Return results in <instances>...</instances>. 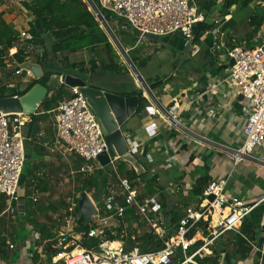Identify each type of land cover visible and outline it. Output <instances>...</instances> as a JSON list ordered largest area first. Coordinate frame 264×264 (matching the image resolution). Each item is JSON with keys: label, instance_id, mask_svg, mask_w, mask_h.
Instances as JSON below:
<instances>
[{"label": "built area", "instance_id": "2783aa9c", "mask_svg": "<svg viewBox=\"0 0 264 264\" xmlns=\"http://www.w3.org/2000/svg\"><path fill=\"white\" fill-rule=\"evenodd\" d=\"M22 0H1L2 7L13 6ZM88 9L102 22L111 40L119 47L122 55H127L133 70L139 71L132 58L108 23L103 9L111 12L116 19L123 18L126 25L138 31L140 37L146 33L158 34L161 37L175 32L181 33L187 41H192L195 36L196 25L205 20V16L198 11L194 0H84ZM264 7V0H257ZM100 15L103 17L101 18ZM99 21V22H100ZM222 18H216L211 33L214 39L215 49L225 46L221 41L224 32ZM26 27L17 31L18 41L10 47L7 55L6 69L19 75L26 72L27 78L33 79L31 71L21 68L22 62L14 56L19 46H25L28 53L25 61L37 62L31 57L32 53L42 55V44L33 43L34 36ZM263 37V41L255 47H247L245 42L234 43L226 47L227 57L233 59L221 82L227 85V89L233 90L234 96H241L248 101L246 107L247 118L243 124L244 140L239 147L219 146V150L227 153L235 164L241 161H250L264 167V157H256L253 151L261 146L264 141V29L261 27L256 39ZM2 46L0 45V50ZM37 52H32V50ZM24 62V61H23ZM19 67V68H18ZM2 69L0 70L3 71ZM8 71V70H7ZM26 78V77H25ZM220 82L212 83L211 90H215ZM14 87V84L9 87ZM71 96L64 97L55 109L49 110L55 135L66 148L79 155L85 161L95 160L96 165L82 164L80 171L94 172L103 166L98 156L108 151L105 139L104 126L91 107L88 98L81 92L79 86H68ZM138 88L147 99L145 109H151L153 114L165 119L178 130H185L186 125L181 121L178 113L179 99L174 98L170 104L161 101L155 90L146 80L138 81ZM18 95V94H16ZM19 96V95H18ZM36 113L3 112L0 110V194L6 196L5 212L15 213L19 211V205L23 202V188L21 182L23 168L26 160V139L32 138L28 128L33 116L43 113L39 109ZM147 111V110H146ZM53 116V117H52ZM29 129V131H28ZM191 131V130H190ZM193 132V131H191ZM40 134V133H39ZM38 135V134H37ZM126 135L129 151L138 157L143 154L142 143L130 139ZM199 142L210 144L211 139L197 134ZM118 155L110 157L111 169L117 173L115 180H109L106 192L103 194L101 205L95 202L97 212L92 215L93 223L85 231L70 228L52 237L49 244L57 250L49 257V264H174L175 257L183 254V259L177 264H199L196 256L204 258L212 255L211 245L232 232L240 233L245 219L256 207L264 204V195L255 202H249L238 196H230L226 193L229 177L210 180L199 195V200L194 206L187 207L179 218L177 226L172 233H168L162 199L159 193L148 189L141 191L137 187V180L143 186L141 178L131 179L118 173ZM174 158L168 159V164L174 162ZM132 167V166H131ZM144 192V193H143ZM82 194V193H81ZM36 202L38 198L31 195ZM81 195H79L80 199ZM92 197V196H91ZM78 201H70L67 215V224H78L79 212L76 211ZM127 212L132 218L128 221ZM121 227L120 230H118ZM133 228L132 233L128 229ZM157 235L163 240V244L152 250L142 251L139 245L127 248L125 237L131 234L135 239L144 233ZM96 238L97 244L87 248L81 244L83 235ZM261 245L249 240L253 249L260 252L257 264H264V229ZM58 239L56 245L51 240ZM45 242L44 247L47 245ZM6 248L12 250L15 243L6 241ZM41 244V245H42ZM40 245V246H41ZM40 246L35 248L38 249ZM193 247L195 249L191 250ZM40 249V248H39ZM252 249V250H253ZM48 253V252H47ZM4 264H13L12 262Z\"/></svg>", "mask_w": 264, "mask_h": 264}, {"label": "crops", "instance_id": "0c3cea01", "mask_svg": "<svg viewBox=\"0 0 264 264\" xmlns=\"http://www.w3.org/2000/svg\"><path fill=\"white\" fill-rule=\"evenodd\" d=\"M194 4L205 16V20L196 25L195 34L200 32L198 39L191 42L187 41L179 32L164 36H172L171 38L178 42L180 49L184 50L186 55L185 57L183 56L184 58H180L178 62H174L173 70H177V72L165 75L162 78H154L153 82H151V84L156 83L155 88L162 89L160 90V97L163 103L168 105L173 102L174 98L179 99L178 113L188 130H178L165 119L153 114L151 109L149 112L148 109H146L147 111L144 110L143 114L134 113L123 126L125 135L131 136V140H137L142 143V156L147 157V163H154L155 174L146 183L149 185L150 182H154V184L150 183L151 186L148 190L154 193L157 192L161 196L166 224L169 227L168 233H172L174 224L178 223L179 218L187 207L194 206L198 202L199 195H194L192 189L199 177L207 176L210 180L229 177L226 193L252 203L264 195V167L250 161H241L235 164L227 153L218 149L221 145L239 147L244 140L243 124L247 118L246 107L248 101L241 96H234L233 90L227 89V85L221 82V78L226 74L230 66V60L226 53L221 51L224 48L226 49L229 44H234L233 42H236L237 39L242 38L240 27L233 22V14L238 7V3L228 7L227 0H194ZM13 6L8 7L5 14ZM213 9H216V11L214 12ZM216 18H222V21H224L221 26V30L224 32L221 41L225 43V46L219 50L215 49L211 33ZM6 21L9 22L8 19ZM148 41L153 43L146 36L142 38L139 36L136 43H148ZM241 42L247 44L245 40H241ZM193 52L197 54L193 56L191 54ZM199 54H203V57L201 55L198 56ZM194 57H196L194 64L193 62L190 63L189 68L185 71H180L177 68L182 63L191 62ZM200 58H202L201 61H199ZM208 59H212L213 65L208 66ZM6 70L9 71L11 69L8 68ZM26 78L24 77L23 80L28 83L30 79ZM215 82H220V84L215 90H211L210 86ZM136 84L137 86L135 85L133 89L138 88V82ZM26 85H20V88L23 89ZM103 88L112 90L105 84H103ZM123 90L125 91L126 89ZM38 123L41 130L36 137L37 141H41L40 139L45 135L44 127L49 121L43 120ZM197 134L208 137L212 142L210 144L199 142ZM44 147V149H41L46 151L44 157L46 166L42 168L43 172L47 171L51 175L50 169L52 170L55 163L63 164L64 168L71 169L72 173L79 172L78 169H74V164L79 160L80 156L69 151L65 144L58 141L55 130L54 138L50 136L44 142ZM60 153L64 155V158H62ZM253 155L264 157V141L261 146H257L254 149ZM65 156L74 163H67ZM170 158H174L175 161L168 164L167 161ZM57 159L58 161H56ZM144 166L148 170V165L144 164ZM128 167H131V164ZM159 169L161 171L158 172ZM172 169L175 170L173 176L169 175L170 171H167ZM67 175L70 178V174ZM103 175L108 181H111V177H113L107 171H104ZM115 178L113 177L112 180H115ZM146 183L142 182L145 189H147ZM22 193L24 196L23 202L19 205V214L24 212L25 197H28L25 195L26 188H23ZM2 196L3 194H0V197ZM46 206L49 208L50 205L46 204ZM5 209L6 207L0 212V231L2 235L8 237L7 240L9 241L13 237L16 247L12 250H7V257L0 256V264L8 262L15 264L12 260L11 252L17 249V236L21 233V229H30V235L26 236L23 234L22 237L23 243L25 242L20 247L22 248L20 250V255L23 256L22 261L25 264H49L48 249L44 247V243L39 247L40 249L35 248V241L41 239L38 230L29 222L18 219L16 212H5ZM48 210L46 218L41 221H46L50 229L52 223L49 218L57 217L56 214L59 213ZM64 214L67 215L66 208ZM259 216L262 219L264 218L263 214ZM8 217H12V219L9 220ZM257 221L255 220L253 223L255 224ZM75 226L76 223L71 225L66 222L61 226V232L70 228L74 229ZM52 232L55 233V230L52 229ZM57 235L55 234L52 237ZM52 237L44 241L47 242ZM29 242L34 245L33 249H25ZM251 252L258 253L255 249Z\"/></svg>", "mask_w": 264, "mask_h": 264}, {"label": "trees", "instance_id": "16d2710c", "mask_svg": "<svg viewBox=\"0 0 264 264\" xmlns=\"http://www.w3.org/2000/svg\"><path fill=\"white\" fill-rule=\"evenodd\" d=\"M1 1V0H0ZM249 0H227L228 7L235 3H241L245 5ZM24 9L27 11V21H28V30L32 32L34 36L33 43L42 44L44 43V38L51 34L53 36V41L49 48H44V52L42 55L36 54L33 55V58L37 60L39 63H46L50 59H55L58 63V60L65 59L67 60L66 52H76L78 50H82L84 48H90L95 51L100 57L102 62L99 65H96V62L93 61V64L90 68L87 67H79L76 62H71L69 64H65V67H72L74 69H78L82 72H85L92 77L95 73L96 69H105L110 71H119L120 65L114 62L112 59L108 61L103 55L100 53L99 49L104 44L108 48V53L112 52V44L107 33L100 26L99 21L96 19L95 15L86 7H84L83 0H22L20 1ZM0 45L2 49L0 50V70L7 67L5 55L10 47H13L15 43L18 41L17 31L6 21L4 14L6 12L7 7H2L0 2ZM106 19L111 22L114 20L115 16L111 14V12L103 9L102 10ZM120 24L125 25V20L120 18L118 20ZM264 22V11L258 13L255 11L249 17V25L250 30L247 32V37L244 40H247V47H253L252 45H257L258 41L256 38L258 32L260 31ZM41 30L45 31V34H41ZM138 33V31H137ZM200 32L195 34L194 40H197ZM140 36V34H139ZM139 36L133 35L131 33V42L134 45ZM58 39V40H57ZM233 45V44H232ZM254 45V46H255ZM27 54L25 52V46H19L17 52L15 53V57L18 61H25ZM62 55V56H61ZM64 55V56H63ZM111 58V57H109ZM132 60L135 62L137 60L136 57H132ZM144 60L140 61V64L143 63ZM59 64V63H58ZM1 74V73H0ZM24 74V73H23ZM26 74V72H25ZM48 77H41L40 79H32L29 81L23 89L20 88L19 85H15L14 87H9L7 83H3L0 77V97L11 96V95H23L26 93L33 85L38 82L46 85L49 89V94L44 98L41 102L39 109L44 111L43 113L36 114L33 116L32 122L28 125L29 129L33 127L34 122H41L43 120H48L49 123L44 127L45 135L40 139L41 141H37V137H33L30 139H26V160L23 168V173L21 177V182L26 186V196H28L24 203V220L33 225V227L38 230L41 235V239H37L35 241L36 247L40 246L47 238H50L55 235L52 232L53 223L55 220L50 217L51 221L50 229L48 228L46 221H40L35 216L37 209V202L33 200L31 195L34 192H46L51 190V176L47 171L43 172L42 168H45L46 163L44 162V157L46 155V151H42L44 149V142L48 140L51 136L54 138V127L53 120H50L49 110L55 109L59 102L64 97L71 96L69 91V87L64 83H60L58 86L54 84L52 86L48 85V82L51 78V73L47 74ZM94 86H100L97 84H93ZM152 87L156 86V83L151 84ZM101 87V86H100ZM120 94H138L139 98V106L135 113L143 114L146 104L148 103L147 99L142 96V92L138 88H134L130 91L123 90L117 91ZM28 129V131H29ZM28 141V142H27ZM39 161L37 162V160ZM128 162L122 159H119L118 164V173L128 176L131 179L142 178L145 173L148 172L147 167H145V171L142 174H139L134 167H128ZM81 168V160L75 162L74 169H78L79 172L77 175L78 181V190L80 193L86 191L91 194L92 198L101 205L102 200V192L104 187H107L108 180L104 178L103 172L105 170L104 167H100L96 169L94 172H82ZM111 169V168H110ZM114 172V169H111ZM111 170L108 171L111 172ZM107 171V170H106ZM105 171V172H106ZM41 172V173H40ZM117 172L115 171V174ZM109 174V172H108ZM117 175V174H116ZM115 178V177H114ZM210 179L207 176L199 177L193 186L194 195H200L203 188L208 184ZM146 185H148L146 183ZM101 189V190H100ZM2 195V194H1ZM79 201V197L75 198ZM63 199L61 200V202ZM70 205V201H66L64 204L66 210L68 211V207ZM6 207V196L3 195L0 197V212ZM49 208L55 212L57 211L58 204L50 203ZM76 211L79 212L78 206L76 207ZM16 215L21 218V213L16 212ZM133 215L130 212H127L126 218L129 221ZM177 224L175 223L173 228ZM76 230L85 231L89 228V224L86 223H78L76 224ZM121 227L118 229L120 230ZM174 231V230H173ZM172 231V232H173ZM18 237V236H17ZM255 237V228L253 222L249 219V216L243 222L240 233L236 234L235 242L240 245V252L243 257H245L250 251H252L253 247L249 243V240H254ZM7 238L1 234L0 231V256L7 257L8 252L6 248ZM98 240L96 238L88 237L86 234L83 235L81 239V244L86 246L87 248H92L97 244ZM125 243L127 248H132L134 245H139L142 251H148L152 249H156L163 244V240L157 238V235L151 233H144L143 235H138L133 239L131 234L125 237ZM47 252L49 257L52 253H54L57 249L52 247L49 242H47ZM195 249L193 247L191 250ZM183 259V254L179 253L175 259L174 264L179 263ZM199 264H219L220 260L217 256L207 255L204 258H200L196 256Z\"/></svg>", "mask_w": 264, "mask_h": 264}, {"label": "rangeland", "instance_id": "374dc122", "mask_svg": "<svg viewBox=\"0 0 264 264\" xmlns=\"http://www.w3.org/2000/svg\"><path fill=\"white\" fill-rule=\"evenodd\" d=\"M84 6H87L86 2L83 0ZM88 7V6H87ZM1 8V6H0ZM214 12L216 9H213ZM257 11L258 13H261L264 11V7L258 4L257 0H249L245 5H242L241 3H238V7L234 11V19L233 22L236 23V26L240 27L241 31L240 33L242 34V38H239L236 40V42L233 43H242L247 37V32L250 30V25H249V17ZM27 11L23 9V6L21 5V2L17 3L15 6L11 7L10 10L5 14L6 20L8 19L9 24L15 29V31L19 30L20 28L26 27L27 24ZM100 21V20H99ZM100 26L102 29L106 32L105 26L102 24L100 21ZM108 23L112 26V28L115 30L116 34L119 36L123 46L127 48L128 55L131 58L136 57L137 60L134 62L138 68V70L141 72V74L144 76L146 81L151 84L153 82L154 78H162L165 75L168 74H173L177 72V70H173L174 68V62H178L180 58L185 57V52L184 50H181L179 45L177 44L178 42L174 39H172V36L169 37H164L159 41H154L152 40L153 43H135L132 45L131 42V33L135 36H139V33H137L136 30H133L129 25H122L118 21V19L114 18L111 22L108 21ZM234 23V24H235ZM107 33V32H106ZM108 35V34H107ZM237 35V34H236ZM240 36V34L238 33ZM109 36V35H108ZM110 38V37H109ZM149 39V38H148ZM53 41V36L51 34H48L44 38V43L43 47L49 48L51 43ZM112 44V52L108 53V48L103 44L102 47L99 49L100 53L103 55L104 58H106L108 61L111 59L118 63L120 65V70L119 71H110V70H105V69H96L95 73L92 75L95 79H97L100 83L105 84L109 89L112 90H119L122 91L123 89L126 90H131L133 87L136 85L137 86V78L134 75L132 71V66L129 63V59L127 55H122L119 51V47L111 40ZM247 41V40H245ZM145 42V41H144ZM203 44V43H202ZM260 43L258 42L257 45ZM187 45V44H186ZM255 45V44H254ZM252 45L253 47H255ZM229 47L232 46V44L228 45ZM251 48V47H250ZM223 51L227 53V50L224 48L222 49ZM32 52H37L35 49L32 50ZM33 54L31 57H33ZM193 56L197 53H191ZM67 55V60L65 59H59L58 63L63 66L65 64H69L71 62H76L79 64V67H87L90 68L93 64V61L96 62V65H99V63L102 62L101 57L93 50L90 48H84L82 50H78L76 52H66ZM203 57V54H199L198 56ZM62 56V55H61ZM64 56V55H63ZM184 56V57H183ZM189 56V55H188ZM111 57V58H109ZM196 57L191 59L190 61H187L186 63H182L179 65L177 68L181 71H185L186 69L189 68L190 63L195 62ZM202 58H200L199 61H201ZM144 60L143 63L140 64V61ZM208 66L213 65L212 59H208ZM198 63V62H197ZM200 65V63H198ZM28 74H15L13 72H9L7 70L1 71L0 77L3 81V83H7L9 86L10 84L14 85H24L27 84L26 81H24V77H27ZM45 76V75H44ZM49 75L46 74L45 77H48ZM27 79V78H26ZM54 84H57L58 86L60 85V81L58 78H50L48 85L52 86ZM12 87V86H11ZM155 90L156 94L160 97V90L161 88L158 89V87H153ZM53 117V116H52ZM51 120V117H50ZM127 130V129H126ZM28 142V141H27ZM73 153V152H72ZM62 155V158H64V155ZM140 158V161L145 164L146 166L148 165V172L145 173L142 177V182L146 183L153 174H155V170L153 169L154 163L148 164L147 163V157L138 155ZM65 159L67 160V163L70 162V164H73L74 162L69 161L68 157L65 156ZM81 160L82 164H89V165H96L95 160L91 161H85L83 158H79ZM58 161V159L56 160ZM119 164V163H118ZM68 167V166H66ZM105 169L109 174L113 177H116L115 170L114 172L108 171V168H111L110 165L105 166ZM71 170V169H70ZM69 169H65L63 164H54V167L52 170L50 169V172H52L51 176V190L46 191L44 193L36 191L33 193V196H36L38 198V202L36 204L37 209L35 216L41 220H44L46 218V215L48 213V209L46 204L50 205V202L52 203H57L58 208H57V217H54L53 219L55 220V224H53V229L55 230V234H59L62 230L61 226L66 223V218L64 214L65 206L64 204L66 201H72L76 197H79L81 193L78 190V181H77V172L72 173ZM118 171V170H117ZM161 171V169L158 170V172ZM170 171L171 176L174 175L175 170H167ZM85 173V172H84ZM70 174V178H68V175ZM120 174V173H119ZM168 174V173H167ZM122 175V174H120ZM163 175V174H162ZM111 177V180L113 179ZM137 187L141 189V191H144V186L140 185V181L137 180ZM151 184H154V182H150ZM147 187V189L150 188L151 184ZM101 190V189H100ZM106 192V187H104L102 196ZM144 193V192H143ZM91 195V194H90ZM27 197H25L26 200ZM63 201L61 202V200ZM57 201V202H56ZM99 204V203H98ZM100 205V204H99ZM51 210V209H50ZM52 211V210H51ZM53 212V211H52ZM260 214L264 215V204H261L259 207H256L254 211L249 215V219L254 222L255 220H258L257 223L254 224L255 228V239L254 241L256 244H260V240L262 238L263 234V223H264V218L262 219ZM12 216V215H11ZM25 216L22 213L20 220H24ZM8 219H12V217H8ZM263 221V222H260ZM11 228V226H9ZM133 228L128 229V233H132ZM23 234L26 236L30 235V229H21V233L18 235V245L17 249L15 251L11 252V258L15 264H25V262L22 261L23 256L20 255V248L25 244L23 243ZM8 239V237H6ZM11 238V236H10ZM236 235L232 232L226 233L223 237L219 238L216 240L212 245V251L213 254L212 256H217L218 259L220 260L219 264H257L258 263V256L255 252H249L245 257L241 255L240 252V245L235 242ZM22 240V241H21ZM15 241L14 238L12 237L10 242ZM43 243L46 241L42 240ZM14 243V242H13ZM34 245L27 243L25 249L32 248L33 249ZM20 248V249H19ZM46 248V246H45ZM28 257V255H27Z\"/></svg>", "mask_w": 264, "mask_h": 264}, {"label": "water", "instance_id": "95a60500", "mask_svg": "<svg viewBox=\"0 0 264 264\" xmlns=\"http://www.w3.org/2000/svg\"><path fill=\"white\" fill-rule=\"evenodd\" d=\"M84 7L88 8L87 6ZM198 11H200V9ZM262 26L264 29V22ZM41 34L44 35L45 31L41 30ZM145 36L154 41H159L161 39L160 35L153 33H146ZM262 41L263 37L259 36L258 42L261 43ZM232 64H234L233 59L230 60V65ZM20 67L31 71L33 79H40L46 74L55 73L61 75V82L65 85L79 86L81 92L88 98L91 107L104 126L108 151L99 154L98 159L100 163L103 166H108L110 157L118 155L122 160L131 164L139 174L145 171V166L140 161V158L129 151L128 142L123 129L125 122L136 112L139 106L140 96L138 94H120L117 91L105 89L103 88V83H100L94 77H90L89 74L78 71L72 67H63L58 64L55 59H50L46 63L27 60L22 62ZM132 71L138 81H144L145 78L140 71H136L135 69H132ZM138 73L143 76V79H139ZM93 84L100 85L101 87L94 86ZM48 94V87L38 82L23 95L0 97V110L7 113L25 112L34 114ZM40 128V124L34 122L30 136L33 138L39 134ZM78 208V223L92 224V215L97 212V207L88 192H82L78 201ZM262 228L264 229V223ZM57 241L58 239L55 238L51 240V243L56 245ZM262 241L263 238L260 240V245ZM257 255L260 256V252H258Z\"/></svg>", "mask_w": 264, "mask_h": 264}, {"label": "flooded vegetation", "instance_id": "af4514ba", "mask_svg": "<svg viewBox=\"0 0 264 264\" xmlns=\"http://www.w3.org/2000/svg\"><path fill=\"white\" fill-rule=\"evenodd\" d=\"M63 67H65V66H63ZM78 71H80V70H78ZM51 78H53V79L58 78V80L61 82V75L60 74L51 73Z\"/></svg>", "mask_w": 264, "mask_h": 264}, {"label": "bare ground", "instance_id": "6f19581e", "mask_svg": "<svg viewBox=\"0 0 264 264\" xmlns=\"http://www.w3.org/2000/svg\"><path fill=\"white\" fill-rule=\"evenodd\" d=\"M101 18H103L101 15H100ZM120 50V49H119ZM135 75V74H134ZM138 77L139 79H143V76L141 74L138 73ZM145 80V79H144Z\"/></svg>", "mask_w": 264, "mask_h": 264}, {"label": "clouds", "instance_id": "9594fccd", "mask_svg": "<svg viewBox=\"0 0 264 264\" xmlns=\"http://www.w3.org/2000/svg\"><path fill=\"white\" fill-rule=\"evenodd\" d=\"M141 73V72H140ZM146 80V79H145ZM61 83V82H60Z\"/></svg>", "mask_w": 264, "mask_h": 264}]
</instances>
